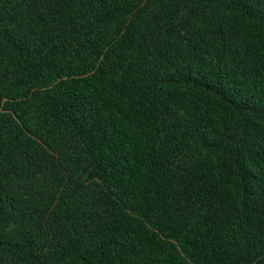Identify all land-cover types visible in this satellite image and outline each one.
<instances>
[{"label": "trees", "instance_id": "1", "mask_svg": "<svg viewBox=\"0 0 264 264\" xmlns=\"http://www.w3.org/2000/svg\"><path fill=\"white\" fill-rule=\"evenodd\" d=\"M0 264H264V0H0Z\"/></svg>", "mask_w": 264, "mask_h": 264}]
</instances>
